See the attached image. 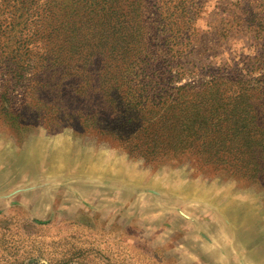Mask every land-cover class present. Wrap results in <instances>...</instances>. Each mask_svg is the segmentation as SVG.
Segmentation results:
<instances>
[{"label": "rangeland", "instance_id": "obj_1", "mask_svg": "<svg viewBox=\"0 0 264 264\" xmlns=\"http://www.w3.org/2000/svg\"><path fill=\"white\" fill-rule=\"evenodd\" d=\"M12 48L28 58L13 109L0 101V264H264V141L247 119L264 114V0H0V72ZM64 48L104 65L167 52L179 85L222 78L235 138L131 152L81 105L49 99V51ZM34 72L47 88H29Z\"/></svg>", "mask_w": 264, "mask_h": 264}, {"label": "trees", "instance_id": "obj_2", "mask_svg": "<svg viewBox=\"0 0 264 264\" xmlns=\"http://www.w3.org/2000/svg\"><path fill=\"white\" fill-rule=\"evenodd\" d=\"M103 53L71 48L59 50L57 54L49 51V99L60 100L65 107L81 105L79 110L86 112L89 122L125 143L131 152L147 158L184 152L198 154L211 142L222 144L235 138L238 131L232 123L235 120L227 113L231 104L222 96H214L223 95L222 91L213 90L214 86L222 84L219 82L222 78L209 84L185 82L179 85L184 74L173 75L174 68L167 52H140L136 62L133 60L135 54L112 53L107 60L111 65H104ZM26 55L17 48L10 49L5 56L8 66L0 72L3 77L0 101L10 109H13L10 106L12 93L25 76L24 68L18 63L28 58ZM45 59L41 66H46ZM58 59L66 66L56 76L54 67ZM113 60L115 64H112ZM36 74L34 72L29 79V88L34 85L47 88L48 78ZM51 93H62V97H52ZM247 119L257 125L264 141V114ZM158 124L167 131L169 145L156 148L147 140V134Z\"/></svg>", "mask_w": 264, "mask_h": 264}]
</instances>
